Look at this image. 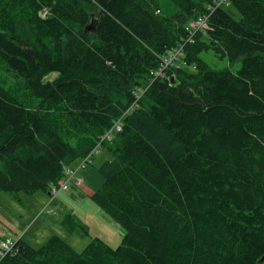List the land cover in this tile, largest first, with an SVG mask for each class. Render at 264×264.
Returning <instances> with one entry per match:
<instances>
[{
  "label": "trees",
  "instance_id": "obj_1",
  "mask_svg": "<svg viewBox=\"0 0 264 264\" xmlns=\"http://www.w3.org/2000/svg\"><path fill=\"white\" fill-rule=\"evenodd\" d=\"M213 1L0 0V192L53 197L103 149L90 197L124 229L117 246L97 237L80 251L55 234L37 248L11 238L0 264L264 255V0ZM199 18L208 27L183 45V65L156 76ZM204 51L241 66L214 70ZM62 225L76 230L75 214Z\"/></svg>",
  "mask_w": 264,
  "mask_h": 264
},
{
  "label": "rangeland",
  "instance_id": "obj_2",
  "mask_svg": "<svg viewBox=\"0 0 264 264\" xmlns=\"http://www.w3.org/2000/svg\"><path fill=\"white\" fill-rule=\"evenodd\" d=\"M161 8L163 13L173 12V8L167 4H162ZM43 12L42 16L45 15ZM235 17L239 18V14L236 13ZM200 57L214 70L236 72L241 66V59L229 62L227 58L215 56L212 51H204ZM182 65L178 63L176 67ZM0 75L6 76L7 73L1 71ZM55 75L51 73L46 79H52ZM109 158V153L102 149L93 158L91 165L76 172L75 178L81 179V186L74 180L69 181L68 189L57 191L53 197L41 191L31 195L19 193L20 201H16L8 194L0 192L2 238L17 239L22 236L26 242L37 248L55 234L65 239L76 251L82 250L97 237L112 247L117 246L124 234L123 227L89 196V192L97 189L103 180L97 171L98 166ZM77 163L80 160H76L71 166L75 167ZM67 213L75 214L78 223L77 229L72 232L62 225Z\"/></svg>",
  "mask_w": 264,
  "mask_h": 264
},
{
  "label": "built area",
  "instance_id": "obj_3",
  "mask_svg": "<svg viewBox=\"0 0 264 264\" xmlns=\"http://www.w3.org/2000/svg\"><path fill=\"white\" fill-rule=\"evenodd\" d=\"M213 2H214L215 6L212 8V10H214L218 6L227 7L230 5L229 0H214ZM43 13L45 14L46 12L44 11ZM207 27L208 26H207L205 18H199L196 21H191L189 23V26L187 27V30L189 32L188 38L186 40H184L179 47L174 49L171 55L161 57V65H160L159 70L155 72V75L158 76V75L162 74L164 69L167 68L169 65H173V63L175 65H177L176 60L182 56L183 45L187 41H192V36L197 30L207 28ZM113 128L115 130L121 129V123L119 120L115 122ZM103 137H107L108 139H110L111 135L109 133H107ZM94 153H97V151H95ZM77 184H80V185L82 184L81 179L77 180ZM60 185H61L62 189H66V185L64 182H60ZM52 194L55 195L56 190H53ZM12 245H13V240L11 238L4 237V238L0 239V256H4L5 254H7L10 251Z\"/></svg>",
  "mask_w": 264,
  "mask_h": 264
},
{
  "label": "water",
  "instance_id": "obj_4",
  "mask_svg": "<svg viewBox=\"0 0 264 264\" xmlns=\"http://www.w3.org/2000/svg\"><path fill=\"white\" fill-rule=\"evenodd\" d=\"M93 24H94V19H91L89 22V25L87 26L89 28V30L94 28ZM263 261H264V255H262V257L260 259H258L256 264H262Z\"/></svg>",
  "mask_w": 264,
  "mask_h": 264
},
{
  "label": "crops",
  "instance_id": "obj_5",
  "mask_svg": "<svg viewBox=\"0 0 264 264\" xmlns=\"http://www.w3.org/2000/svg\"><path fill=\"white\" fill-rule=\"evenodd\" d=\"M86 189H88V188H86ZM89 191V190H88ZM93 193V191H91V192H89V196L91 195ZM49 195V194H48Z\"/></svg>",
  "mask_w": 264,
  "mask_h": 264
}]
</instances>
